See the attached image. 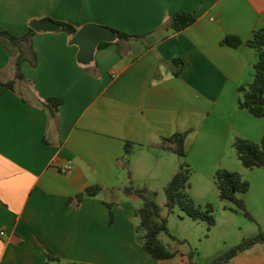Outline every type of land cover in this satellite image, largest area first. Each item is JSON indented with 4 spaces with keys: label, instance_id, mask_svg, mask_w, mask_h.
Returning <instances> with one entry per match:
<instances>
[{
    "label": "crops",
    "instance_id": "1",
    "mask_svg": "<svg viewBox=\"0 0 264 264\" xmlns=\"http://www.w3.org/2000/svg\"><path fill=\"white\" fill-rule=\"evenodd\" d=\"M181 10L196 22L174 32L169 21ZM34 20L146 37L97 42L85 63L74 36L36 32L24 79L17 48L0 39V264H190L185 251L158 261L143 249L134 216L143 201L124 189L147 188L166 217L164 188L182 162L190 183L201 174L216 184L217 170L238 172L236 138L262 141L264 118L240 108L238 91L254 81L258 53L221 41H247L264 28V0H0V31L23 36ZM49 98L63 101L58 121L41 105ZM184 132L185 157L162 148L163 138ZM93 185L100 194L68 204ZM257 246L228 264H243Z\"/></svg>",
    "mask_w": 264,
    "mask_h": 264
},
{
    "label": "trees",
    "instance_id": "2",
    "mask_svg": "<svg viewBox=\"0 0 264 264\" xmlns=\"http://www.w3.org/2000/svg\"><path fill=\"white\" fill-rule=\"evenodd\" d=\"M57 25V30L66 32L69 36H74L78 29L68 23L49 20ZM196 17L186 11H177L171 16L169 27L174 32H182L194 25ZM116 35L118 41H130L132 39L141 40L146 35H130L117 29L107 28ZM36 31L32 28L23 36H14L7 31H0V39L2 41H9L17 48V55L15 56L14 63L16 67V76L18 79H24L21 71V65L25 60H28V53L30 50L33 54L32 62H36V55L32 46V40ZM110 42H100L98 48L108 46ZM222 45L233 48H238L246 45L254 48L258 53V60L254 65L255 79L251 84L242 85L238 91L242 95L239 101L241 109L247 110L250 114L257 118H264V28L254 31L251 39L244 41L238 35H228L222 41ZM121 52V51H120ZM174 63L179 64L180 67L183 63L180 59H175ZM180 70L175 74L179 75ZM12 87V84H9ZM63 103L61 99L49 98L41 102V105L46 109L50 115V119L58 121L59 107ZM187 132L176 133L169 138H163L162 148L168 149L179 155L180 157L186 156L185 139ZM132 142H127L125 146L126 154H129L133 148ZM237 156L242 165L247 169L264 168V137L260 143L254 142L245 138H236L233 144ZM191 168L186 161L182 162L179 171L174 175L172 180L164 188L166 197V209L168 214L174 213L176 208H180L188 217L193 221L206 222L210 230L215 225L214 209L212 205L208 204L205 208L196 205V202L189 196L188 189L191 187L190 177ZM215 182L219 191V198L222 201H229L235 204L238 208L244 209L245 204L241 195L249 191V183L242 178V175L235 171L227 169H219L215 173ZM101 185H93L86 188L79 194L69 197L68 204L79 207L87 197H95L102 191ZM127 195H137L142 201L143 205L140 209L134 211V216L138 217L140 222L136 227L138 232L137 241L141 244L143 249L158 261H167L175 258L178 254L173 251L168 244H165L160 236L168 234V220L166 217L160 215V207L157 202L148 195L147 188L136 189L130 185L124 189ZM110 211V224L115 221V213L113 211V203H105ZM264 244V233L259 232L258 235L246 238L243 242L234 248L216 256L209 264H228L238 254L254 247L256 244ZM193 253H191V257ZM49 257V260H53ZM191 264H197L190 258ZM48 264V263H46ZM70 264H87V263H70Z\"/></svg>",
    "mask_w": 264,
    "mask_h": 264
},
{
    "label": "rangeland",
    "instance_id": "3",
    "mask_svg": "<svg viewBox=\"0 0 264 264\" xmlns=\"http://www.w3.org/2000/svg\"><path fill=\"white\" fill-rule=\"evenodd\" d=\"M237 165L238 173L249 183V191L242 198L245 208L240 209L231 202L220 200L214 181L201 174H194L189 195L203 208L212 205L216 223L209 230L206 222L194 223L187 219L188 216L180 208L172 214L163 210L171 237L162 234L161 238L171 244L172 250L185 251L189 260L191 258L197 264H209L216 256L239 246L244 239L254 237L260 231L264 233V168L246 170L240 162ZM255 246L256 250L243 256V264H252L254 259L264 264V244Z\"/></svg>",
    "mask_w": 264,
    "mask_h": 264
},
{
    "label": "water",
    "instance_id": "4",
    "mask_svg": "<svg viewBox=\"0 0 264 264\" xmlns=\"http://www.w3.org/2000/svg\"><path fill=\"white\" fill-rule=\"evenodd\" d=\"M30 28L36 32H52L57 29V25L52 21L46 20H34L30 23ZM116 40V35L107 29L106 27H85L80 29L74 35V42L82 48L81 60L85 63L91 61L89 56L92 47H94L97 42H112ZM98 43V45H99ZM97 45V46H98Z\"/></svg>",
    "mask_w": 264,
    "mask_h": 264
},
{
    "label": "built area",
    "instance_id": "5",
    "mask_svg": "<svg viewBox=\"0 0 264 264\" xmlns=\"http://www.w3.org/2000/svg\"><path fill=\"white\" fill-rule=\"evenodd\" d=\"M68 169H69L68 167H67V168H65V169H64V172H67V171H68ZM0 234H1V235H3L4 233H3V232H1Z\"/></svg>",
    "mask_w": 264,
    "mask_h": 264
}]
</instances>
